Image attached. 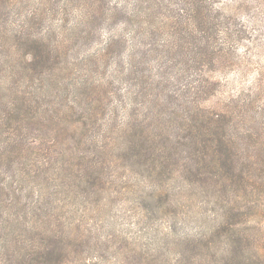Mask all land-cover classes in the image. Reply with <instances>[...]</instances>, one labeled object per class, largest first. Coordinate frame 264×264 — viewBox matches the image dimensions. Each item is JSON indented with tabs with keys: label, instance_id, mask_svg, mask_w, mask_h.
Instances as JSON below:
<instances>
[{
	"label": "trees",
	"instance_id": "1",
	"mask_svg": "<svg viewBox=\"0 0 264 264\" xmlns=\"http://www.w3.org/2000/svg\"><path fill=\"white\" fill-rule=\"evenodd\" d=\"M97 1L85 14L90 26L78 29L76 43L69 47L51 26L35 34L19 22L39 13L43 8L39 0L26 10L25 4L20 6L26 0H0V52L14 47L7 41L11 40L7 30L18 41L16 46L30 50L29 63L21 66L18 62L7 66L0 57V73H10L12 83L7 86L6 78L0 79V264H70L80 244L75 243V234L49 229L50 236L40 230L29 238L22 232L30 221L27 214L22 221L20 214L29 208L31 178L35 174L39 181L46 179L42 171L57 162L49 136L41 131L55 136L61 125L70 131L86 125L96 130L108 120H113L114 134L126 138L127 147L135 149L136 141L138 153L154 157L163 170L176 160L184 174L217 195V239H197L193 243L205 249L202 256L186 250L175 264L196 259L205 264H264V116L246 112L252 103L240 102L235 93L221 99L215 109L205 107L215 83L192 78L189 65L203 64L205 56L213 55L208 41L216 37L217 69L226 65L236 42L244 38L236 7L230 0H217V6L212 0H125L113 6ZM15 7L22 10L14 11ZM113 8L116 12L110 14ZM117 14L122 17L114 22L122 24L118 32L110 30L97 42L91 39L96 33L93 22L101 16L106 23ZM80 40L91 54H79ZM73 57L77 62L71 61ZM210 61L215 62L214 56ZM20 70L27 74L23 79L18 77ZM168 72L174 74L168 77ZM21 83L26 84L22 93ZM124 91L131 93L135 106L125 105L117 117ZM142 99L154 113L151 124L136 120ZM175 106L179 113L174 123H164L160 114ZM90 142H78L76 147L97 148ZM76 163L81 172L72 175L73 181L83 186L99 164L96 157ZM27 184L30 193L25 194ZM59 237L72 238L73 248H65Z\"/></svg>",
	"mask_w": 264,
	"mask_h": 264
},
{
	"label": "rangeland",
	"instance_id": "2",
	"mask_svg": "<svg viewBox=\"0 0 264 264\" xmlns=\"http://www.w3.org/2000/svg\"><path fill=\"white\" fill-rule=\"evenodd\" d=\"M37 1L26 0L20 6L25 4L26 10L31 4L35 6ZM43 1L37 2L43 7L37 15L27 19L20 18L19 22L26 24L27 29L35 34H40L51 26L55 32L63 34V42L67 45L70 43L69 47H72L76 43L78 29L90 26L85 14L92 9L93 0ZM107 1L110 6L116 5L118 1L125 2ZM98 2L99 0L96 3ZM212 2L217 6V0ZM229 2L232 7H236L241 18L244 38L236 42L235 53L225 66L218 69L217 37L208 41L209 47H214V53L205 56L203 64L197 66L189 61L191 77H202L204 81L215 83L214 94L203 102L205 107L215 109L221 99L222 102L226 101L228 96L235 93L234 97L240 102L252 103L248 104L246 112L264 116V0ZM19 10L22 8H14V11ZM115 12L114 8L110 10V14ZM113 16L106 18V23L101 16L100 21L92 23L96 33L91 39L97 42L110 30L119 31L122 24L114 22L122 17L117 14V18L112 19ZM41 25L44 27L40 29ZM1 26L3 23L0 19V28ZM7 32L11 36V40L7 41H11L9 45L14 44V47L0 52V57L7 60V66L15 62L20 66L28 64L30 50L16 46L18 41H13V33L9 30ZM83 42H77L79 54H91L92 51ZM211 56L215 58L213 63L210 61ZM71 61L77 62L74 57ZM2 71L0 79L6 78L7 86H10V73ZM173 74L168 72L166 75L171 77ZM26 76L24 70L19 71V79ZM15 79L17 80V76ZM217 80L220 81V95L217 93ZM124 85L126 83L122 87ZM25 89L26 84L21 83L19 92L22 93ZM2 96L0 93V97ZM119 105L121 114L117 117L122 116L125 105L135 106L131 93L126 94L124 91ZM147 105L142 99L137 107L136 120L142 125L155 122L154 113H149ZM173 108L160 114L164 123H174V116L177 111L179 113V109L176 106ZM112 122L113 120H108V123L97 126L99 128L96 130H91L86 125L70 131L65 125H61L55 136L41 131L49 136L57 162L52 168L42 171L46 179L39 181L33 174L31 193L29 184L25 185L24 193H30L26 196L29 208H24L27 212L20 216L22 221H26L24 215L27 214L30 221H26L27 225L22 229L24 236L31 238L40 230L50 236L49 229L62 230L69 236L75 234V243L80 244L70 264H141L140 259H146V264H154L156 261L155 264H175L177 258H184L186 250L188 254L190 251L202 256L205 249L199 250L200 244L194 245L193 242L199 238L206 241L216 238L217 223L220 221L217 217V195L209 190L204 191V186L184 174L177 167L178 164H175L176 160L163 170L164 166L156 162L154 157L138 153L139 143L136 141L132 142L135 149L127 147L124 142L126 138L117 137L111 130ZM111 138L114 140L112 144ZM81 141H92L101 151L96 152L97 148L93 145L85 146L86 150L79 151L76 144ZM68 144L72 145L71 149L67 147ZM93 157H96L99 165L91 172V181L78 186L79 180L75 183L72 176L81 172L76 170V161L79 158L91 160ZM254 199L251 198V204ZM249 212L252 210L249 209ZM261 220L264 222V217ZM59 238L65 248H73L72 238ZM209 245L213 246L212 241ZM192 264L205 262L203 259H196Z\"/></svg>",
	"mask_w": 264,
	"mask_h": 264
}]
</instances>
